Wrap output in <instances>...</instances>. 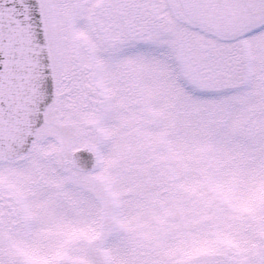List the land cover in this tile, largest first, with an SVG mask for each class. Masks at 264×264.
<instances>
[{
    "label": "snow or ice",
    "instance_id": "6c2138e0",
    "mask_svg": "<svg viewBox=\"0 0 264 264\" xmlns=\"http://www.w3.org/2000/svg\"><path fill=\"white\" fill-rule=\"evenodd\" d=\"M0 264H264V0H0Z\"/></svg>",
    "mask_w": 264,
    "mask_h": 264
}]
</instances>
